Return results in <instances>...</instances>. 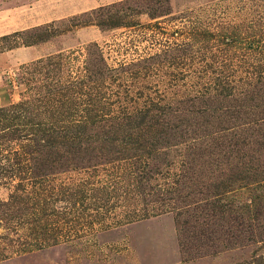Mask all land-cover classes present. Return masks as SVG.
<instances>
[{"label":"rangeland","instance_id":"obj_1","mask_svg":"<svg viewBox=\"0 0 264 264\" xmlns=\"http://www.w3.org/2000/svg\"><path fill=\"white\" fill-rule=\"evenodd\" d=\"M122 1L0 0V264H264V0H138L73 27ZM92 44L113 115L135 117L41 154L11 110L36 60L13 55L75 73Z\"/></svg>","mask_w":264,"mask_h":264},{"label":"trees","instance_id":"obj_2","mask_svg":"<svg viewBox=\"0 0 264 264\" xmlns=\"http://www.w3.org/2000/svg\"><path fill=\"white\" fill-rule=\"evenodd\" d=\"M136 1L138 0H127L91 10L84 15L91 17L90 20L73 27L89 24L102 30L112 28L108 23L109 11L123 10L122 7L128 2ZM132 26L135 25L125 27ZM92 46L94 50L86 49V58L75 73L69 65V56H49L25 67L29 73L37 74L39 80L33 83L38 82L40 85L30 103L12 106L11 110L19 115L18 118L21 117V126L29 128V132L22 136L23 139L34 141L32 139L36 137L42 148L41 154L51 149L65 150L67 153L75 142L79 143L86 136L123 131L122 128L130 125L128 121L135 117L130 113L123 117L113 115L111 104L107 101L110 94L114 97L117 95L105 85V78L109 77L114 69L104 62L96 44ZM65 66L69 67L64 70ZM63 75L65 79L62 81ZM247 91L241 90L239 94L244 96Z\"/></svg>","mask_w":264,"mask_h":264},{"label":"crops","instance_id":"obj_3","mask_svg":"<svg viewBox=\"0 0 264 264\" xmlns=\"http://www.w3.org/2000/svg\"><path fill=\"white\" fill-rule=\"evenodd\" d=\"M13 56L19 62H27V61L37 60L40 57V55L37 51H35V52L26 51L25 53L24 52L23 53H14ZM1 58H4V57H0V59ZM0 88H1V86H0ZM0 106H1V104H0Z\"/></svg>","mask_w":264,"mask_h":264}]
</instances>
